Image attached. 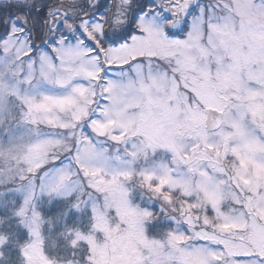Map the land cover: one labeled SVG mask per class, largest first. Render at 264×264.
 <instances>
[{"label":"snow or ice","instance_id":"obj_1","mask_svg":"<svg viewBox=\"0 0 264 264\" xmlns=\"http://www.w3.org/2000/svg\"><path fill=\"white\" fill-rule=\"evenodd\" d=\"M0 264H264V0H0Z\"/></svg>","mask_w":264,"mask_h":264}]
</instances>
